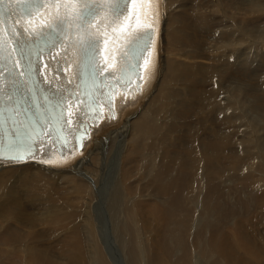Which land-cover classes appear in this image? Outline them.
<instances>
[{"label": "bare ground", "instance_id": "6f19581e", "mask_svg": "<svg viewBox=\"0 0 264 264\" xmlns=\"http://www.w3.org/2000/svg\"><path fill=\"white\" fill-rule=\"evenodd\" d=\"M187 11L189 15H185ZM166 13L162 25V67L147 99L121 125L104 137L95 138L88 153L71 167L54 169L36 163L0 166L1 174L11 175L6 177L10 182L0 180V184L7 182L12 190L0 197V215L16 217L33 212L39 215L42 205L48 201L50 207L44 206L48 212L43 209L40 214L45 219L50 220L56 211L64 212L68 221L76 219L75 212H68L55 202L59 194L45 192L46 197L35 196L32 200L21 196L29 180V186L53 181L54 187L72 188V195L64 194L70 200L66 205L78 207L77 212L81 214L82 222L77 219L67 231L70 244L78 248L84 244V241L75 243L71 238L81 233L82 228L94 239L96 229L107 224L113 242L102 248L98 243L99 234L108 228L97 230L98 240L93 242L97 264H109L105 250L115 252V249L119 264H124L121 251L125 244L132 248L134 255L144 249L143 264H264L261 236L264 231L259 234L260 231L252 230L258 224L264 226V215L255 211L261 205L253 202V198L264 199V178L257 189L248 183L259 180L249 173L253 171L251 164L256 157H264V141L259 134L264 129L260 125L264 124V0H166ZM202 42L211 44L207 43V51L211 52L210 61L214 62L206 74L201 70L204 59H200L207 58L200 47ZM214 48L218 50V58ZM199 81L201 87L205 83L209 88L200 90ZM194 99L199 102L198 107L193 105ZM158 110L161 119L178 113L181 123H160L156 120ZM200 113L203 115L199 117ZM153 131L161 135L160 144L152 140ZM177 132L181 146L177 150L167 149L166 141ZM105 177L107 181L101 187ZM185 178L189 179L188 188L182 183ZM152 189L157 191L154 197L147 192L138 198L140 190ZM18 199L21 204L15 202ZM25 200L37 210L30 211ZM197 206L201 211L198 210L199 218L193 227L190 221L193 217L196 220L193 210ZM121 212L130 219L126 242L115 235V232L124 233L117 230L119 222L127 218ZM201 215L205 216L202 223ZM237 217V224L232 223L236 225V232L230 235L223 227ZM64 221L58 220L60 224ZM244 221L251 227L249 230L245 227L242 232L240 226ZM20 230L8 226L1 244L7 250L20 244L23 252L29 239L36 255L23 258L21 253L22 257L18 255L11 264H45L52 260L43 254L46 250L39 248L41 244L34 243L40 235L29 237L25 233L19 237ZM242 233L247 235L246 240ZM85 238L87 241L89 236ZM3 257L0 249V261Z\"/></svg>", "mask_w": 264, "mask_h": 264}, {"label": "snow or ice", "instance_id": "6c2138e0", "mask_svg": "<svg viewBox=\"0 0 264 264\" xmlns=\"http://www.w3.org/2000/svg\"><path fill=\"white\" fill-rule=\"evenodd\" d=\"M5 3L18 5L17 8L9 12V15L18 14L16 23L19 24L21 19L27 18V23L22 26L20 31L13 30L15 32L13 38L16 39L19 54L27 57L25 65L28 69L27 75L39 74L41 68V65L31 58L33 45H37L35 49L37 57L45 50L51 56L54 49L62 47L65 52L57 59L58 68L55 71L60 74L64 64L75 63L77 77L85 83L89 80L95 82L98 73L107 70V68L100 67L98 57L101 45L108 43V29H111L112 32H116L118 29L121 31L127 29L125 33L126 51L121 54L123 64L117 69L120 76L126 78L130 73H138L140 61L146 59L144 54L152 44L155 33L153 24L157 21L162 23L167 15L166 0H0V5ZM46 5L51 6V10L44 13L42 9ZM129 5L146 7L140 8L137 13L130 14ZM153 5H157L158 8L152 7ZM101 12H105L107 15L93 28L94 21ZM39 17H43L40 19L41 26H33V21ZM142 21L144 22L142 23ZM24 33H28L31 41L23 38ZM25 48L30 51L25 52ZM2 53L3 49L0 48V59L7 58ZM70 54L72 59L68 58ZM159 55L160 47L157 44L155 70L153 71L151 67L147 70L148 86L145 95L159 74ZM16 63L18 64L19 61ZM21 75H25V73L22 72ZM115 75L116 72L109 73V76ZM66 84L67 82H65ZM45 91H50V89H45ZM65 91H67L66 86L64 91L56 90L51 98L56 107L61 110L58 122L63 120L64 101L71 99L74 94L65 95ZM79 124L78 118V128ZM93 136H95V131ZM83 147L86 151L88 144H84ZM35 150L36 146L32 141L31 134L25 133L22 142L9 145L8 163L31 160V153ZM44 155L47 156L48 152H44ZM3 162L4 153L0 151V163ZM65 166L71 167V164Z\"/></svg>", "mask_w": 264, "mask_h": 264}, {"label": "rangeland", "instance_id": "374dc122", "mask_svg": "<svg viewBox=\"0 0 264 264\" xmlns=\"http://www.w3.org/2000/svg\"><path fill=\"white\" fill-rule=\"evenodd\" d=\"M190 14V12L189 11H187L186 13H185V15H189ZM186 18V17H185ZM187 19V18H186ZM187 21H189L188 19H187ZM202 21H206V18L205 19H203ZM207 43L208 42H202L201 43V45H200V47H201V49H202V51H203V54H204V56H206L207 55V58L205 59L204 57L203 58H201L200 60H202V59H204V60H202L201 62H204V65H202L203 67L201 68V70H204V73L206 74L207 73V71H209L210 69H211V67L213 66V63L210 61V60H212V57H211V52H209V51H207L208 49V45H211L210 43H208V45H207ZM214 47V46H213ZM215 50H216V48H214L213 49V51L215 52ZM217 51L218 50H216V52L214 53L215 54V56L218 58V53H217ZM210 53V54H209ZM217 61V60H216ZM212 63V64H211ZM216 64H217V62H216ZM204 66H206V67H204ZM214 66H216V65H214ZM184 86H186V85H184ZM188 87V86H187ZM201 87V84H200V81H199V83H198V88L200 89V90H204L205 88V90H207V88H209L208 86H206L205 85V83H202V87ZM190 98H191V96H190ZM189 98V99H190ZM196 99H194V100H192V103H193V105L196 107H198L199 106V102L197 101ZM159 112H160V110H158L157 111V113H156V120L157 121H159L160 123H162V124H167V125H176V124H179V123H181L180 122V118H179V114L177 113V115H175L174 117H165L164 119H161V117H158V114H159ZM203 114H198V116L200 117V116H202ZM260 125H262L263 127H264V124H260ZM259 125V126H260ZM261 126V127H262ZM252 127H254V126H252ZM258 127V126H257ZM259 130H261V129H259ZM258 132H260V131H258ZM260 134V139L262 138V140L264 141V129H263V132L262 133H259ZM151 138H152V140L156 143V144H160L161 143V141H162V138H161V135L157 132V131H153L152 133H151ZM181 143H182V141H181V138H180V134L177 132V133H173L172 134V137H171V139H169L168 141H166V143H165V146H166V148L167 149H169V150H177V149H179V147L181 146ZM256 153H257V151H256V149L254 150ZM257 155H258V153H257ZM112 164V163H111ZM112 166H113V164H112ZM251 167H252V169H253V171H251L249 174H252V175H255L259 180H257L254 184H252V183H250V182H248L251 186H252V189H254V188H256L261 182H263V178H264V157H259V155L256 157V160H255V162L253 163V164H251ZM113 168V167H112ZM0 180H5V181H7V178H9V177H11V175H9V174H7V175H5V173H3V174H1L0 173ZM8 175H9V177H8ZM15 175H17V174H15ZM14 175V176H15ZM4 176V177H3ZM263 176V177H262ZM7 177V178H6ZM116 179V178H115ZM107 181V178L105 177L104 179H103V183L101 184V187L105 184V182ZM116 181V180H115ZM7 182H10V181H7ZM7 182L6 183H3V184H0V193L2 194H0V197L2 198L3 197V195H4V197L6 196L5 194H6V192H8V191H12V190H10L8 187H7ZM52 182L53 181H48L47 183V185H45V184H42V183H36V185L35 186H33V185H30L29 186V183H30V180L28 181V183H27V185L25 186V190H24V193L23 194H25V195H23L22 193H21V196L23 197H25V198H27V200H32V198H34L35 196L37 197H41V196H44V195H46V193L45 192H49V194L50 195H54V194H59L58 196H59V198H57L58 199V201L56 200V199H54L55 200V202L59 205H61L62 207H64L65 209H66V211H68V212H75V216L77 217L76 219H73V220H69L68 221V219L69 218H67L66 217V215H65V213L63 212L62 213V211H56L57 213H59V214H61L62 213V215L64 216H62V215H58L57 213H56V215L55 216H53V217H55V218H50V220H51V222L52 223H50V220L48 219V218H46L45 219V217L44 216H42V215H40L42 212H43V209H44V211H45V209H46V212H48L47 210H48V208H45V207H50L49 206V204L47 203L48 201H45L46 203V205H48V206H46V205H42V211H41V209L39 210L41 213L38 215V213L37 212H33V213H30L31 214V216H30V214H28V215H19V216H16V217H7V215H4V216H2V215H0V249H1V252H2V254H3V259L0 261L1 263H2V261H3V263L2 264H11V261L12 260H14L16 257H19L20 256V258L22 257V255H21V253L23 254V258L24 257H33V255H36V253H35V249H34V247L30 244V243H33L32 241H30L29 239H27L26 240V243H27V246L24 248V251L23 252H21V250H20V248H22V246L20 247L19 245L20 244H17V246H10L11 248H13L12 250H7V246L6 245H4V244H1V243H4L2 240H1V238H5V236L3 235V234H5V231L7 230V228H8V226H9V228H11V229H15V230H19L20 228L22 229V230H20V231H18L20 234H22L21 236H19V237H23V236H25V233L27 234V233H29L30 234V236H29V234H27L29 237H33L34 235H36V237L38 236V235H40L38 238H36L35 240H34V243H38V244H41L40 246H39V248L41 249V250H46L43 254H47L48 256H50V257H52V260L51 261H49V262H45V264H85V261H86V255L88 256V262H87V264H97V263H95V260H94V248H93V242L96 240H98L97 239V237H98V229L99 228H108V226H107V224L105 223V224H103L101 227H98L97 229H96V234H97V236L95 237L94 236V239L92 238V237H90V232L87 230V229H85V228H82V230H81V233H78L77 235H73V234H71V235H73V236H71V238L75 241V243H77V242H79V241H84V244L80 247V248H78L77 247V245H75V246H73L72 244H70L69 242H68V238L66 237L67 235H68V233H67V231L71 228V227H73L75 224H76V221H77V219L79 220V222L81 223L82 222V220H81V214L79 213V212H77V208L76 209H74L73 207H69L68 205H66V204H68V202L70 201V200H68V198L67 197H65V195L64 194H66V195H72L73 194V192H71V191H73V190H71L70 189V187H67V189H66V187H63V186H58V187H60V188H58V187H54V185L52 184ZM188 182H189V179L188 178H185V179H182V183L184 184V186L185 187H187L188 188ZM225 182H228V181H225ZM237 182V181H236ZM5 184V185H4ZM223 184V183H222ZM222 184H220L219 185V187H218V189H217V191L220 189V186L222 185ZM235 185H237L236 183H235ZM5 186V187H4ZM33 186V187H32ZM40 186V187H39ZM32 187V188H31ZM52 187V188H51ZM63 187V188H62ZM39 188V189H38ZM69 188V189H68ZM148 188H153V189H155V187H148ZM64 189H66V190H64ZM144 190V191H139L138 193H137V195H138V198H143L145 195V193H149V195H151V196H153L154 197V195H153V193L154 192H157V191H155V190ZM257 189V188H256ZM36 192H35V191ZM41 190V191H40ZM55 190V191H54ZM61 190V191H60ZM64 190V191H63ZM105 191H106V189H104ZM103 190V193L105 192ZM33 191V192H32ZM38 191H40V192H38ZM52 191H54V193L52 192ZM60 191V192H59ZM68 191V193H66ZM225 191L227 192V187H225ZM28 192H29V196L27 197V195H28ZM30 192H31V194L32 195H30ZM56 192H58V193H56ZM107 192H108V190H107ZM106 192V193H107ZM158 192H160V190H158ZM228 192H230V191H228ZM27 193V194H26ZM35 193H36V195H35ZM55 196V195H54ZM9 197V196H8ZM7 197V198H8ZM35 197V198H36ZM44 197H46V196H44ZM65 197V198H64ZM108 197V196H107ZM75 198V197H74ZM232 199V198H231ZM233 199H234V197H233ZM232 199V200H233ZM2 200V199H1ZM8 200H13V199H7V201ZM27 200H25L26 201V205H29V210L30 211H36L37 209L36 208H34V207H32L30 204L31 203H27ZM65 200V201H64ZM106 200V199H105ZM17 201V203H19V204H21L22 203V201L21 200H15V202ZM62 201H63V203H65V204H63L62 203ZM234 202H236V199H234L233 200ZM29 202V201H28ZM59 202V203H58ZM253 202L254 203H256V204H258V205H261L260 206V208H258L257 210H255L257 213H260L261 214V216H263L264 215V199H262V200H257V199H255V198H253ZM71 206V205H70ZM18 207V206H17ZM242 207V206H241ZM34 208V209H33ZM33 209V210H32ZM101 209H102V207H101ZM201 209V207H196V210H197V212H196V210L194 209L193 211H195V212H193L194 213V216H195V219L196 220H194V217L192 218L193 219V221H190V223H192V225H193V227H195L194 225H195V223H196V221H198L197 219L199 218V212H198V210L199 211H201L200 210ZM20 210V209H19ZM71 210V211H70ZM93 210H94V208H93ZM254 210V209H253ZM260 210V211H259ZM106 213L108 214V210L106 211ZM34 214V215H33ZM36 214H37V217H39V218H37L36 217ZM109 214H111V213H109ZM175 213H174V211L172 210L171 211V215H174ZM57 215H58V217H57ZM121 215L122 216H126V214L125 213H122L121 212ZM41 216V217H40ZM61 218H60V217ZM111 216H112V218H115L116 217V215H114L113 214V212H112V214H111ZM143 217H145V214H143L142 215ZM254 216V215H253ZM19 217V218H18ZM57 217V218H56ZM127 217V216H126ZM205 216H203L202 217V215H201V217H200V222L202 223L203 222V220H205V218H204ZM255 217V216H254ZM62 218H64V219H62ZM202 218H204V219H202ZM245 221L247 220L246 219V216L244 217H242ZM43 219H45V220H43ZM48 219V220H47ZM53 219V220H52ZM60 219L62 220V221H66V223H62V224H60L59 222H58V220L60 221ZM191 219V220H192ZM3 220V221H2ZM29 220V221H28ZM43 220V221H42ZM54 220H55V222H54ZM121 220V219H120ZM237 220H238V217H237V219L234 221V220H229L230 222H229V225L226 223L225 224V226L223 227L224 229H226V232H228V231H230V235H232V234H235V232H236V225L234 226L233 224L235 223V224H237ZM256 220V219H255ZM10 223H9V222ZM46 221H48L47 223H41V222H46ZM68 221V222H67ZM105 221V220H104ZM244 221V223H241V224H243V226H240V228L242 229V232L245 230V227H246V229L247 230H249L250 229V225H249V223L247 224L246 222ZM7 222V223H6ZM30 222V223H29ZM193 222H195V223H193ZM233 223V224H232ZM259 223H260V220H259ZM8 224V226H6ZM11 224V225H10ZM27 224V225H26ZM118 224V223H117ZM231 224V225H230ZM246 224V225H245ZM249 225V226H248ZM2 226V227H1ZM11 226V227H10ZM230 226H232V227H230ZM249 228H248V227ZM4 227V228H3ZM6 227V228H5ZM13 227V228H12ZM66 227V228H65ZM233 227H235V228H233ZM17 228V229H16ZM29 229V230H28ZM36 229V230H35ZM191 229H192V226H191ZM28 230V231H27ZM34 230V231H33ZM108 230H109V228L107 229V230H101V232H100V236H101V238H99V240H98V243H99V245L100 246H102V248H104L106 245H107V243L108 242H113V241H111L110 240V233L108 232ZM117 230H120V231H123L124 233H122L123 235H121L119 232H115V235H116V237L118 238V239H120L121 241H124V242H126L127 240H126V238L127 237H125L126 235H127V233H129L130 232V219L127 217L126 218V220H124V218H123V220H121L120 222H119V229H117ZM232 230V231H231ZM252 230H257L258 232H259V234H261V232L262 231H264V226L262 227L261 225H259L258 224V226L256 227V229H252ZM42 233V234H41ZM70 233H72V231L70 232ZM207 234V233H206ZM243 234V233H242ZM85 235H88L89 236V238H87V241H86V238H85ZM2 236H4V237H2ZM119 236H123V238L124 239H122V238H119ZM261 236L264 238V234H261ZM242 237H243V239L244 240H246L247 239V235L246 234H243L242 235ZM111 239L112 240H114V235H111ZM2 241V242H1ZM116 243H117V241H115ZM250 242L251 243H253L251 240H250ZM14 243H16V242H14ZM4 245V246H3ZM43 245V246H42ZM123 246V245H122ZM256 246V245H255ZM42 247V248H41ZM46 248V249H45ZM139 248H145V246H140ZM7 250V252H5ZM20 250V251H19ZM117 250H119V249H117ZM13 251H14V253H13ZM9 252V253H8ZM17 252V253H16ZM115 252H116V249H115ZM115 252L114 251H112V250H110V251H107V250H105V253H106V258H107V260L109 261V264H119V262H118V259H117V256H116V254H115ZM11 253V254H10ZM128 253H131V254H133V250H132V248L130 247V246H128V245H124L123 246V251H121V256H122V258H123V261H125V263L124 264H141L142 263V255H144V249L142 250V249H139L138 251H137V254L136 255H134L133 254V256L132 257H129V254ZM7 255V257L5 256V255ZM11 255V257L9 258V256ZM16 255V256H15ZM19 255V256H18ZM26 255V256H25ZM141 255V257H139ZM5 257H6V259H5ZM54 258V259H53ZM138 258V259H137ZM141 258V259H140ZM8 259H11V260H8ZM4 260H6V261H4ZM5 262V263H4ZM42 264H44V263H42ZM143 264V263H142ZM159 264V263H158Z\"/></svg>", "mask_w": 264, "mask_h": 264}]
</instances>
